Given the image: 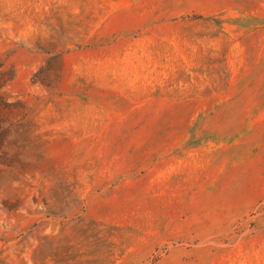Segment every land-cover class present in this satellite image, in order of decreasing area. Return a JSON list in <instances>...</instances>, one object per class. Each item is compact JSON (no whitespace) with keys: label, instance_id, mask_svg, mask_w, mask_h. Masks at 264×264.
Wrapping results in <instances>:
<instances>
[{"label":"rangeland","instance_id":"1","mask_svg":"<svg viewBox=\"0 0 264 264\" xmlns=\"http://www.w3.org/2000/svg\"><path fill=\"white\" fill-rule=\"evenodd\" d=\"M0 264H264V0H0Z\"/></svg>","mask_w":264,"mask_h":264}]
</instances>
